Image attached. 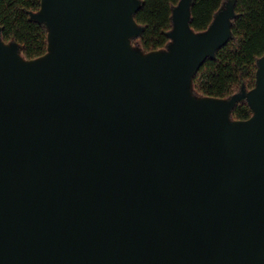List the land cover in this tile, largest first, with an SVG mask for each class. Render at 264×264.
<instances>
[{
	"label": "water",
	"instance_id": "1",
	"mask_svg": "<svg viewBox=\"0 0 264 264\" xmlns=\"http://www.w3.org/2000/svg\"><path fill=\"white\" fill-rule=\"evenodd\" d=\"M191 2L151 51L141 0H41L35 58L0 27V264H264V56L253 88L196 93L235 0L204 31Z\"/></svg>",
	"mask_w": 264,
	"mask_h": 264
},
{
	"label": "trees",
	"instance_id": "2",
	"mask_svg": "<svg viewBox=\"0 0 264 264\" xmlns=\"http://www.w3.org/2000/svg\"><path fill=\"white\" fill-rule=\"evenodd\" d=\"M180 0H141L135 18L143 26L133 43L145 51L165 48L174 28L173 13ZM228 0H192L190 25L207 30ZM41 0H0L1 35L17 41L27 58L43 55L48 47L46 23L31 16ZM232 34L214 56H208L193 77V89L200 95L230 97L254 87L258 61L264 56V0H235ZM253 114L248 101H239L232 111L237 119Z\"/></svg>",
	"mask_w": 264,
	"mask_h": 264
}]
</instances>
